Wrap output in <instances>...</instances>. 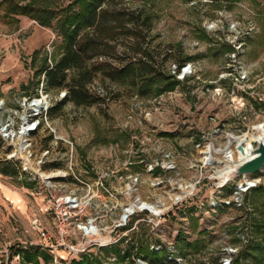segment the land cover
<instances>
[{"label": "rangeland", "instance_id": "rangeland-1", "mask_svg": "<svg viewBox=\"0 0 264 264\" xmlns=\"http://www.w3.org/2000/svg\"><path fill=\"white\" fill-rule=\"evenodd\" d=\"M11 1L26 6L18 21L0 19V120L14 137H0V168L15 170L0 182L24 205L0 197V264H264V172L235 198L241 179L218 187L215 178L222 154L202 160L214 137L221 147L227 133L264 123V0H125L150 16L149 46L165 56L157 70L166 79L141 96L96 75L88 105H58L65 88L44 90L38 74L58 54L56 21L72 0ZM38 96L48 107L23 134L21 116ZM22 136L28 148L9 158ZM181 183L194 190L162 213L139 209L122 221L129 200L155 204ZM69 197L81 204L64 206ZM54 210L67 217L62 232Z\"/></svg>", "mask_w": 264, "mask_h": 264}, {"label": "trees", "instance_id": "trees-1", "mask_svg": "<svg viewBox=\"0 0 264 264\" xmlns=\"http://www.w3.org/2000/svg\"><path fill=\"white\" fill-rule=\"evenodd\" d=\"M25 6L0 0V19L25 15ZM59 11L56 21L57 35L60 36L58 54L50 58L49 64L44 61L38 70L43 76L44 90L65 88L58 105L65 102L75 105L93 103L86 85L96 75L137 88L141 96L147 95L156 81L166 79L157 70L165 56L158 59L159 53L149 46L153 39L150 36L152 21L142 9L130 8L125 0H72ZM39 25L46 26L42 20ZM118 43L124 45L121 52L117 49ZM104 56H110L118 63L113 65L107 60H97ZM0 172L13 174L15 170L1 167Z\"/></svg>", "mask_w": 264, "mask_h": 264}, {"label": "bare ground", "instance_id": "bare-ground-1", "mask_svg": "<svg viewBox=\"0 0 264 264\" xmlns=\"http://www.w3.org/2000/svg\"><path fill=\"white\" fill-rule=\"evenodd\" d=\"M40 98H39V100L35 99L33 101V103H31L32 106H34V104L37 105L38 103H39V105L42 103L45 105V103L43 101L44 97L42 99H40ZM31 104L29 105V107H31ZM46 105H47V103H46ZM24 117H25V115H22L21 119L23 120ZM252 128L254 129L255 132L243 133L240 136H238L234 133H227V138H226V141L222 144V146H221L222 148L218 145V143H216V138L214 137L213 138V140H214L213 144L210 143L205 147L206 151L204 152L205 156L203 155V158H202L203 162L206 164L207 163L217 164L219 159L215 158L214 154H213L214 152H216V153H221L223 159L227 162L226 164H224V167L220 171L216 172V175L218 177L221 176V174L223 172H225L226 170L233 168L234 164H236L239 160L241 161V160L245 159L248 156V154L250 152V148H251L250 147L251 141L253 139L254 140H256L258 138L264 139V123H258L256 125H254ZM22 130H24V129H22ZM22 133L24 134V132H22ZM232 142H235V148H236L237 143H242L243 151H244L242 153V152L238 151V149L236 148V150H237V161L234 163H232V159L236 155V152L230 148V145ZM228 162H230V163H228ZM25 164H27V167L29 166L28 161L27 162L25 161L24 165ZM35 171L40 172V170H37V169ZM53 174L54 173H50V174H47L44 172L41 173V175L43 177H47L49 175L53 176ZM240 181H243V180H240ZM248 181H251V180L246 179L245 181H243L244 182L243 184H239V182H238V185L241 186L240 188L242 191H245L246 189H248V188H246V186L248 184L252 185V182H248ZM180 188H181L180 192L172 193L169 196V199L168 198H166V199L160 198L158 200V203H155V204L143 201L139 198H138V201H136V200L130 201L129 200L127 206L123 207L124 208L123 209L124 215L128 216V214L134 212L135 210H139V209L146 210V208H148L154 214L158 215V214L162 213L164 210H166L172 202L174 203L176 200H178L183 195L190 194L194 190V185L181 183ZM132 194H134V190L128 187L127 188V196H131ZM74 201L78 202L77 199H75ZM77 202H75V206H77ZM78 203L81 204L80 202H78ZM83 227H84L85 233L92 232L91 226H90V229H88V227L85 228L86 226H83Z\"/></svg>", "mask_w": 264, "mask_h": 264}, {"label": "built area", "instance_id": "built-area-1", "mask_svg": "<svg viewBox=\"0 0 264 264\" xmlns=\"http://www.w3.org/2000/svg\"><path fill=\"white\" fill-rule=\"evenodd\" d=\"M189 66H184L182 67V70H186L188 69ZM42 84V83H41ZM41 95V94H40ZM39 96L37 98H32L28 104H27V110H28V114L26 115V118H24L23 120H21V126H20V130L22 129V127H24L23 132L24 134H26L29 131L35 130L36 127L39 124V113H41V111H45L48 107V105H44L43 103L39 105V103L37 105L34 104V106H32L31 103H33V101L35 99L39 100ZM31 104V107L29 108V105ZM10 124L11 122L8 120H0V137L3 139H9V140H13V133H11V129H10ZM20 133V131L18 132ZM10 145L13 146L14 149H16L15 152H10L7 156L10 158L15 159L14 155L15 154H19L20 151H25L26 148H28L29 143L27 142V138L24 136H22L20 139H18L17 142L15 143H10ZM18 150V151H17ZM11 160V159H10ZM48 183V182H47ZM46 182L45 184L48 185ZM238 185V183L236 184ZM51 186V185H49ZM249 188V187H247ZM239 191H242L240 187L236 188L235 187V191L234 194L235 198L238 197V193ZM65 199L68 197H64ZM71 199H68L67 201H64L63 199H61L63 201L62 204H64V206H70V207H74L75 206V202L73 201V197H69ZM59 204H61V202L57 201L56 206H58ZM54 220H55V226L57 228L58 231L62 232L63 231V221L67 220V217L65 216V212L62 210H54ZM47 236H42V240L44 242H46L45 240L47 239ZM168 260H172V258H169ZM142 264H147L145 262H141ZM223 264H228V261H224Z\"/></svg>", "mask_w": 264, "mask_h": 264}, {"label": "water", "instance_id": "water-1", "mask_svg": "<svg viewBox=\"0 0 264 264\" xmlns=\"http://www.w3.org/2000/svg\"><path fill=\"white\" fill-rule=\"evenodd\" d=\"M254 141L256 145L250 148V152L245 159L239 160L234 164L233 168L226 170L221 176H215V178L218 179V187L235 181L236 179H241L243 181L245 179H252L251 175L257 172H264V139L258 138ZM236 148L238 151L244 152L242 143H237ZM249 185L250 184H248L246 188L249 187ZM238 187L241 186L236 185V188ZM136 201H138V199H136ZM126 217L127 216L123 214L122 221H125Z\"/></svg>", "mask_w": 264, "mask_h": 264}, {"label": "crops", "instance_id": "crops-1", "mask_svg": "<svg viewBox=\"0 0 264 264\" xmlns=\"http://www.w3.org/2000/svg\"><path fill=\"white\" fill-rule=\"evenodd\" d=\"M21 16L20 15H15V16H13V17H9V18H3L2 20H4V19H6V20H10V21H15V20H17L18 21V19L20 18ZM2 27H7V25L6 24H4V23H2ZM3 28H1L0 30H2ZM20 29H21V27H17L16 29H15V31L17 32H19L20 31ZM1 196H5V198L4 199H8V200H10V202H11V200H12V202L14 201V202H16V203H19V207H21L22 205H24V203L22 202V199H21V194L17 191V190H13V189H11V188H8L7 186H4V185H2V182H0V197ZM14 199V200H13ZM7 200V201H8ZM16 200V201H15ZM3 201H2V199H1V201H0V203H1V205H5V204H3L2 203Z\"/></svg>", "mask_w": 264, "mask_h": 264}]
</instances>
